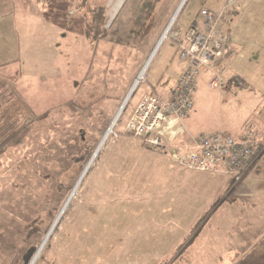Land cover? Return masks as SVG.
Segmentation results:
<instances>
[{
	"label": "rangeland",
	"instance_id": "rangeland-1",
	"mask_svg": "<svg viewBox=\"0 0 264 264\" xmlns=\"http://www.w3.org/2000/svg\"><path fill=\"white\" fill-rule=\"evenodd\" d=\"M178 1L127 0L123 11L114 16L116 20L105 27V13L98 3L102 0L91 4L87 0H52L50 8L60 20L45 31L54 34L56 43L61 39L60 45L42 43L39 36L32 45V60L5 65L10 68L6 76L0 74V106L7 100L16 104L20 118L28 124L22 142L10 144L0 155V264H19L23 258L27 260L24 264H30L34 257L31 264H230L231 255L219 257L233 250L235 254L244 252L264 234V218L252 217L249 222L255 231L246 235L230 221L236 216L231 209H241L230 201L236 192L226 195L223 190L225 178L231 179L228 175L191 170L198 180L188 173L178 181L170 175L172 170L161 167L162 160L160 167H145L142 155L157 153L141 149L138 141L132 144L144 152L134 154V167H130L134 155L124 153L128 148L120 143L121 148L116 149L120 138L133 137L123 127L141 96L165 94L179 78L180 74L174 81L178 68L185 67L176 55L180 37L195 12L205 8L201 6L206 0H189L181 13L184 2L177 21L171 20L175 11L170 10L160 30V12L175 8ZM219 1L223 0L218 5ZM231 1L216 28L223 37L221 50L228 41L229 55L225 57V53L217 72L200 69L194 108L186 120L193 137L220 132L237 139L256 120L260 126L255 125V132L264 136V0ZM52 6L61 9L56 12ZM139 7L150 8L142 13L143 27L134 17ZM208 7L218 11L215 5ZM100 10L107 30L104 39L93 36L94 30L88 33L91 23L100 25L94 19ZM170 20L173 26L145 66ZM37 28L19 26L16 32L24 38ZM190 28L208 34L199 16L196 27ZM225 30L232 33L230 41ZM57 48L65 56L54 58L58 75L53 76L49 52H57ZM137 77L116 127L113 120ZM214 80L215 86L211 85ZM113 133L118 134L115 141ZM165 154L160 157L167 158ZM110 167L114 169L111 173ZM232 181L229 187H233ZM59 183L71 186L66 197L62 189L57 191ZM62 201L51 222L50 209ZM38 215H42L46 234L42 240L34 236L25 242L28 225ZM15 257L19 261L14 263Z\"/></svg>",
	"mask_w": 264,
	"mask_h": 264
},
{
	"label": "built area",
	"instance_id": "built-area-1",
	"mask_svg": "<svg viewBox=\"0 0 264 264\" xmlns=\"http://www.w3.org/2000/svg\"><path fill=\"white\" fill-rule=\"evenodd\" d=\"M223 11L224 8L219 13L207 9L200 11V17L208 34L197 33L191 28L183 33L177 56L185 67L177 81L164 97L150 92L142 95L135 107L131 108L125 127L121 125L125 132L140 139L144 146L161 149L171 141L184 142L182 141L185 137L184 120L193 106L192 97L200 69L208 67L216 71L227 52L225 45L228 41L226 40L221 50L223 37H219L216 33ZM217 78L219 81V76ZM215 80L211 85H216ZM115 124L116 127L120 125L117 122ZM113 134L115 141L118 139V134ZM163 138L167 142H163ZM178 145H186V147L179 148ZM178 145L169 148V150L174 149L171 153L168 150L170 158L176 164L188 170L228 175L235 182L249 170L254 160L264 150V141L257 138L251 126L247 127L237 139L230 135L228 137L219 133H204L196 135L185 144ZM102 146H98L96 153L100 152Z\"/></svg>",
	"mask_w": 264,
	"mask_h": 264
},
{
	"label": "crops",
	"instance_id": "crops-1",
	"mask_svg": "<svg viewBox=\"0 0 264 264\" xmlns=\"http://www.w3.org/2000/svg\"><path fill=\"white\" fill-rule=\"evenodd\" d=\"M39 1H41V3ZM39 1L38 0H0V74L6 76V71L10 67H6L5 65L7 63H11L13 60H21V59H27V60L31 59L32 60V52H33V46L32 45L37 43V39L39 38V36L41 37L42 43H45V42L48 44L53 43V45L55 47H58L60 45L61 39H58L57 42L59 41V43H56V39L53 38L54 34L51 36V34L47 33V31H45L46 29L54 28L53 25L54 24L56 25V23H54V21L56 22V21L60 20L59 14L58 13H52V8H50V5L52 4V0H39ZM94 1H96V0H87L88 4L94 3ZM102 1H103L102 4L100 3L101 1L98 3L100 5V7H102V9L105 13V18H106L105 27H107L108 24L111 25L116 20V19H114V16L116 14L118 15L119 12L123 11L127 0H102ZM42 2H44L45 5H43ZM219 2H220V4L218 5V0H206L205 1L206 6L202 5L201 8L205 7L202 9H208V10L214 12L212 10V8L208 7V5H215L216 8L218 7V11L214 12V13H219L220 11L223 10V8L225 9L227 5L231 4L232 1L231 0H223L222 2L221 1H219ZM177 4L178 5L174 11H176V9L178 8L180 1H178ZM52 7L57 8L56 12H58L59 9H61L58 6H52ZM148 9H150V8L139 7L138 9H136L134 11V17L136 18V21L139 22L140 27H143V22H145L144 18L142 16L143 15L142 13L144 10L148 11ZM173 9H171L170 7L163 8V10H164L163 12H169L170 10L172 11ZM200 11H201V9L199 10L198 15H197L196 20H195L196 25H197V18H198V16L200 17V15H199ZM174 15L172 16L171 20L173 19ZM223 17H224V12H223V15L221 16L220 22H223ZM130 19H131V17L128 18V21ZM171 20L168 22L166 29H167L168 25L171 23ZM196 25H195V27H196ZM19 26H21V27L35 26L38 28L36 30H34L32 33L28 34L27 36L24 35V38H20L18 36V33L16 32V28ZM39 29H42V31H44V32H39ZM165 33H166V30H164L160 39H164ZM223 33L227 36V39L230 41L231 40V34H232L231 31L225 30V31H223ZM182 36L180 37V40H181ZM160 39L157 43L158 47L160 46L161 43H163V41L161 42ZM55 43L57 45H55ZM21 45H23V46H21ZM157 45H156V47H157ZM156 47H155L153 53L149 56L148 61L145 64V66L148 64L150 58L154 54ZM226 50H227V53H226L225 57H227L229 55L227 47H226ZM22 53H25L24 56H22ZM44 53L42 55V58H44ZM60 55L65 56L64 52H62L58 48H57V52H54V50L49 52V58H50L51 63H52L51 75H53V76L58 75V73H56L54 71V58H56ZM145 66H144V68H145ZM144 68H142V70H144ZM182 70H183V64L181 65V67L178 68V71H177V74L175 75L176 77H175L174 81H176V78L178 77L177 75H179L182 72ZM199 76L197 78V84H196L195 91L197 90V87H198ZM5 81H6V79L3 81V85H4ZM172 86H173V84L170 86V88H172ZM225 89H227V88H225ZM0 92H2V88L0 89ZM167 92H168V90H167ZM167 92L165 94H159V95L164 97L167 95ZM156 94H158V93H156ZM194 98L195 97H193V102H194ZM193 108H194V106H193ZM115 113H114V115H115ZM191 113H192V111L188 114L187 119H189ZM187 119L184 120L185 139L187 138L190 141V139L193 138V136L190 135L191 132H189V130L187 128V125H186ZM255 125L260 126V123L258 122V120H256L255 123L252 122V123L248 124L247 127L251 126L255 132V129H254V127L256 128ZM216 133H220V132H216ZM256 133L257 132H255V134ZM209 134H211V133H209ZM240 134H242V133H239V135L236 137H239ZM256 135H258V134H256ZM129 138L131 140H126V139L122 140L120 138L116 144V149L121 148L123 146L128 148V149H124V153L127 155V157H130V156L137 154V153H138L137 155H139V153L143 154V152H144V151L141 152L139 149H136V146L132 144V142H134L135 140L139 142V147L141 149H143V150L144 149H147V150L150 149V148L144 146L140 139L133 138L130 136H129ZM258 139H260L261 141H264V136L261 137L258 135ZM120 143H121V147L118 146ZM166 144H168V143H166ZM165 145L161 149H150L151 151H155V153H157V154H153L154 153L153 152L152 155H142L143 159H145L148 162L147 163L144 160L145 167H160V160H162L161 167L162 166L167 167L168 170H172L170 172V175H172V177L177 179L178 181L182 177H185L186 174L196 172V171H191V170H188L186 168H183L180 165L173 162L172 159L170 158L169 153H168L169 148L172 147L173 145H171V146H168V145L165 146ZM132 146H133V148H132ZM116 149H115V151H116ZM160 150L164 153L167 152L168 155L165 154L167 156V158L166 157H160V153H162ZM173 150L174 149L172 148L171 150H169V152L171 153V151H173ZM149 159H152V161H156V163L155 162L151 163ZM136 160H137L136 155H134L132 158V161H131L132 164L130 165V167H134V165H135L134 162H136ZM113 170H114L113 167H110L109 173H111ZM199 173H202V172H199ZM215 175H222L223 176V174H215ZM96 176H94V177H96ZM191 177L196 178V180H198L197 173H193V176H191ZM109 178H110V176L105 177L104 179H102V181L108 180ZM96 179H98V178H95L94 180H96ZM100 181H101V179H100ZM229 181H232V180L231 179L229 180V178H225V181H224L225 182V185H224L225 188L223 190H225V189L227 190L226 195L227 194L229 195L231 192L232 193L236 192V194L232 195V196H234V198L233 199L230 198V201L232 203L237 204L236 207H239V209H241V212L238 210V208H237V212H236V210L231 209V211H234V212H232V214H234V216L235 215L236 216L233 219H231L230 221L232 223L233 222L236 223V226H241L244 235L250 234V233L255 231V225L250 223L249 220L252 217H255V218L260 217V219L264 218V150L261 153V155L256 159V161L253 163V165L249 168V170L246 173H244V175L241 177V179L237 182L234 181L235 183H232L233 187H229ZM99 199H100V201H103L102 198H99ZM169 203H171V201H169ZM231 205L232 204L229 203V206H231ZM164 210H165V208H164ZM90 212L93 214L96 213V212H92V211H90ZM101 219H105V216L101 217ZM114 228H116V227H114ZM260 235L258 236V238L260 237ZM252 244H250V246ZM248 248L245 249L244 252H246L248 250ZM244 252H241L240 254H235V250H233V252H230L228 254H223L222 256H220L219 260H222L226 256L231 255L230 264H232L234 259H237Z\"/></svg>",
	"mask_w": 264,
	"mask_h": 264
},
{
	"label": "trees",
	"instance_id": "trees-1",
	"mask_svg": "<svg viewBox=\"0 0 264 264\" xmlns=\"http://www.w3.org/2000/svg\"><path fill=\"white\" fill-rule=\"evenodd\" d=\"M179 1H181V0H179ZM188 2H189V0L185 1V5H184L181 13L187 7ZM175 8L173 9V12H174ZM198 12H199V10H198ZM198 12L197 13L195 12L196 17L198 15ZM181 13H178V16H177L178 18H179ZM97 15H98V17H94V19H95V21H100L99 22L100 25L96 26L95 24L91 23L90 28H88V33H89V29L94 30L95 33L93 34V36L95 35V36H98V37H101L104 39L107 35V30L104 29V27H103V23H104L103 11L100 10V12H97ZM169 15H170V13L168 14V12H166L165 14L163 12L161 14V12H160V26H161L160 30H162V28H163L162 25H163V23L165 24V22L169 18ZM196 17L190 21V23L187 26L188 28L193 27V26L195 27ZM178 18L176 19V21L178 20ZM176 55H177V50H176ZM219 66H220V64H219ZM9 102L10 101L7 100V101H5V103H3L2 106H0V155L6 151L7 147L10 144H15V145L20 144L23 140V136L25 134L24 132H26V130H27L28 122L24 123L22 121V119L20 118L19 107H17L16 104L11 105V102L10 103ZM192 102H193V97H192ZM193 106H194V102H193ZM193 106H192V109H193ZM192 109H191V111H192ZM201 134H204V133H201ZM182 141H185V137L182 139ZM70 187L71 186H63L61 183H59L57 186V191L59 192V190L62 189L64 192V197H66L70 192V189H71ZM62 205H63V201L53 205V207L50 209L51 215H50L48 220H51V222L54 220V218L56 217V215L59 212ZM47 212H48V210L46 211V213ZM41 216L42 215H38L37 218H35L34 220H32L29 223V225H28L29 231H27L28 233H26V235L24 237L25 242L31 241L32 237H34V236L40 240H42L43 237L45 236L46 231L45 232L43 231V227H44V226L42 227L43 218H41ZM55 233H57V228L54 231V234ZM50 240L51 239H49L48 241L50 242ZM33 251H35V248H33ZM17 258L19 261V257H17ZM17 258L15 257L12 260V262L15 263ZM24 263H25V260L23 258L19 262V264H24ZM232 264H264V234L261 235L259 237V239L256 240L253 243V245L246 252H244L241 256H239L237 259H235Z\"/></svg>",
	"mask_w": 264,
	"mask_h": 264
},
{
	"label": "bare ground",
	"instance_id": "bare-ground-1",
	"mask_svg": "<svg viewBox=\"0 0 264 264\" xmlns=\"http://www.w3.org/2000/svg\"><path fill=\"white\" fill-rule=\"evenodd\" d=\"M176 16H177V12L175 13V15H174L172 21H174V19L176 18ZM172 24H173V22H171V23L168 25V27H167V29H166V30H167L166 33L169 31V29H170V27H171ZM166 33H165V35H166ZM164 38H165V37H164ZM162 40H163V39H160L161 42H162ZM157 48H158V45H157L156 49H157ZM179 59H180V58H179ZM138 81H139V78H137L136 81H135V83L133 84V86H132V88H131V90H130V94L127 95L126 99L124 100V102H123V104H122V105H123L122 108L126 105L128 99L130 98V95L134 92V89L136 88ZM122 108H120V110L118 111L117 115L115 116V118H114V120H113L114 123H115L116 119L119 117V115H120V113H121V111H122ZM112 125H113V124H112ZM106 135H107V134H105L104 138L106 137ZM102 143H103V141L101 142L100 146L102 145ZM100 146H99V147H100ZM96 151H98V150H96ZM47 238H48V237H47ZM46 240H47V239H46ZM46 240H45V242H46ZM35 256H36V255H35ZM34 261H35V258L33 259L32 262H30V264L33 263Z\"/></svg>",
	"mask_w": 264,
	"mask_h": 264
},
{
	"label": "water",
	"instance_id": "water-1",
	"mask_svg": "<svg viewBox=\"0 0 264 264\" xmlns=\"http://www.w3.org/2000/svg\"><path fill=\"white\" fill-rule=\"evenodd\" d=\"M184 2H185V0H182L181 3L179 4L178 8L176 9L175 12H177V14L179 13V11H180L182 5L184 4ZM174 14H175V13H174ZM174 14H173V15H174ZM78 182H79V181H78ZM68 200H69V197H68ZM68 200H67L66 202H68ZM65 204H66V203H65ZM62 209H63V207H62ZM62 209H61L60 213L63 211ZM57 219H58V217L56 218V220H55V222H54V225L52 226V229H53L54 226L56 225ZM48 234H49V233H48ZM48 234H47V235H48ZM47 235H46V236H47ZM45 238H46V237H45ZM44 240H45V239H44ZM26 262H27V260H25V263H26Z\"/></svg>",
	"mask_w": 264,
	"mask_h": 264
}]
</instances>
